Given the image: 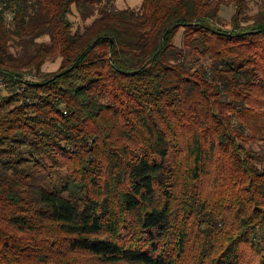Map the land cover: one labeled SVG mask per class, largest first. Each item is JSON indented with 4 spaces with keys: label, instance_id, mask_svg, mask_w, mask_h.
Instances as JSON below:
<instances>
[{
    "label": "trees",
    "instance_id": "trees-1",
    "mask_svg": "<svg viewBox=\"0 0 264 264\" xmlns=\"http://www.w3.org/2000/svg\"><path fill=\"white\" fill-rule=\"evenodd\" d=\"M113 2L0 0V264H264V0Z\"/></svg>",
    "mask_w": 264,
    "mask_h": 264
},
{
    "label": "rangeland",
    "instance_id": "rangeland-1",
    "mask_svg": "<svg viewBox=\"0 0 264 264\" xmlns=\"http://www.w3.org/2000/svg\"><path fill=\"white\" fill-rule=\"evenodd\" d=\"M141 1L142 0H114L113 4L117 8L129 7V8L137 9L139 5L141 4ZM260 4H261V0H247L246 13L253 14L260 7ZM233 11L234 9L231 3H225L220 6L219 23L221 26L228 27ZM69 18L71 19V21H73L74 25L80 24V21L77 17L75 10H73V14L69 15ZM180 37H181V28L177 30L176 35L174 37V41L176 44L180 43ZM41 40H46V37L39 38L36 41H41ZM20 51L21 49H19V53L22 52ZM58 65H59L58 57L54 59H49L45 61V63L42 65V70L45 72L55 71L58 68ZM6 91H7V87L5 83L0 79V94L6 93ZM63 175H64L63 171L60 173L54 174L52 176V182L55 184H58L60 179L63 177Z\"/></svg>",
    "mask_w": 264,
    "mask_h": 264
}]
</instances>
